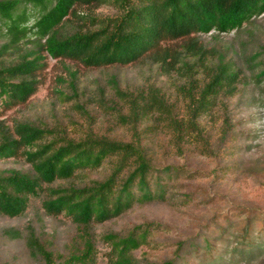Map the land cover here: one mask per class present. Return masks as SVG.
I'll use <instances>...</instances> for the list:
<instances>
[{
    "label": "trees",
    "instance_id": "obj_1",
    "mask_svg": "<svg viewBox=\"0 0 264 264\" xmlns=\"http://www.w3.org/2000/svg\"><path fill=\"white\" fill-rule=\"evenodd\" d=\"M263 16L264 0H0V160L24 163L0 169V264H99L102 251L103 264H157L147 256L168 246L162 224L111 222L213 200L176 191L196 176L167 161L227 156L236 168L233 101L257 90L264 106ZM48 58L62 71L32 103ZM18 106L30 108L1 118ZM31 197L34 215L3 224ZM236 234L237 264L263 259L264 216ZM190 251L216 264L220 249L185 240L159 264H186Z\"/></svg>",
    "mask_w": 264,
    "mask_h": 264
},
{
    "label": "rangeland",
    "instance_id": "obj_2",
    "mask_svg": "<svg viewBox=\"0 0 264 264\" xmlns=\"http://www.w3.org/2000/svg\"><path fill=\"white\" fill-rule=\"evenodd\" d=\"M32 23L33 19L30 17L28 24ZM260 25L264 26V16L260 19ZM233 35L234 31L225 37L231 38ZM61 71L62 66L58 61L47 59V67L41 72L43 82L32 96V103L40 104L51 97L56 83L55 77ZM252 93L257 94V90H250L247 93L248 97L242 96L233 101L234 104L236 102L238 104L236 108L233 105V110L240 131L237 148H234L236 152L234 158L238 159L234 165L236 168L229 167L231 161L227 156L221 158L224 159L223 161L186 154L167 161L178 169L188 171L186 175L193 172L196 176L189 180L182 175L176 191L184 194L193 191L195 194L198 190H206L213 200L201 203L181 202L178 197L176 204L166 202L145 205L111 222V226L115 229L143 221L162 224L165 230L158 238L168 246L161 250H151L147 256L151 261L159 264L162 260L171 258L179 242L195 238L198 242H208L220 249V252L216 251L213 254L216 257V264H237L238 259L232 258L227 243L230 242L232 245L236 243L233 234L237 233L238 236L241 233L248 214L252 219L253 216L255 218L259 215L264 216V106H260L258 102L252 103L250 100ZM25 109L24 106H18L4 110L1 118L11 123L12 118L19 116V112ZM3 167H24V163L21 159L0 160V169ZM30 200L24 215L13 220L3 219V224L11 221L20 222L28 215H34L37 211L38 199L31 197ZM138 252L141 253L142 250ZM262 258L258 259L259 261L243 260L241 264H253L256 261L258 262L255 264H263L264 257ZM103 262L102 251L99 264ZM186 262V264H209V259L202 251L199 254L190 251Z\"/></svg>",
    "mask_w": 264,
    "mask_h": 264
}]
</instances>
